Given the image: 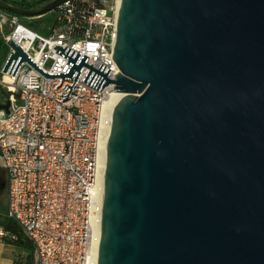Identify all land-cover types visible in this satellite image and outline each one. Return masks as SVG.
Instances as JSON below:
<instances>
[{
    "label": "water",
    "instance_id": "1",
    "mask_svg": "<svg viewBox=\"0 0 264 264\" xmlns=\"http://www.w3.org/2000/svg\"><path fill=\"white\" fill-rule=\"evenodd\" d=\"M113 60L97 264H264V0H120Z\"/></svg>",
    "mask_w": 264,
    "mask_h": 264
},
{
    "label": "built area",
    "instance_id": "2",
    "mask_svg": "<svg viewBox=\"0 0 264 264\" xmlns=\"http://www.w3.org/2000/svg\"><path fill=\"white\" fill-rule=\"evenodd\" d=\"M119 3L70 0L55 10L47 35L0 9V40L28 60L17 57L4 73L15 54L8 45L0 75V90L10 102L7 114L0 111L6 217L30 242L34 264L98 261L94 216L101 144L124 96L106 83L120 73L113 60ZM4 239L0 226V243Z\"/></svg>",
    "mask_w": 264,
    "mask_h": 264
},
{
    "label": "rangeland",
    "instance_id": "3",
    "mask_svg": "<svg viewBox=\"0 0 264 264\" xmlns=\"http://www.w3.org/2000/svg\"><path fill=\"white\" fill-rule=\"evenodd\" d=\"M55 20H56L55 11H52L39 18H33L31 22L34 24L35 27H33L32 29L41 35H47L49 30L52 28ZM10 49L11 48L8 45H6L4 42L0 40V75L4 62L10 53ZM0 102H5V94L1 90H0ZM7 180H8L7 173L0 166V182L2 181L1 192H0V225L3 222V219H5L4 217L6 216L7 191L5 184H7ZM28 254L29 253L26 251L15 248V253L13 255V264L16 259L22 261L26 260Z\"/></svg>",
    "mask_w": 264,
    "mask_h": 264
},
{
    "label": "trees",
    "instance_id": "4",
    "mask_svg": "<svg viewBox=\"0 0 264 264\" xmlns=\"http://www.w3.org/2000/svg\"><path fill=\"white\" fill-rule=\"evenodd\" d=\"M4 1L7 2L9 5L15 6L19 9L31 10L51 0H42L36 3L14 2L10 0H4ZM21 20L23 23H25L27 26L31 28L35 27L34 24L31 21L27 20L26 18H21ZM4 218L5 219H3V222L0 225L3 228L4 233H5V239L3 240V244L12 246L16 249H21L29 253L26 257V260L22 261V260L16 259L14 264H33V261H32L33 260V256H32L33 249H32L30 242H28L27 240L23 238L19 227L13 221L8 219L6 216ZM14 237H16V239H14Z\"/></svg>",
    "mask_w": 264,
    "mask_h": 264
},
{
    "label": "bare ground",
    "instance_id": "5",
    "mask_svg": "<svg viewBox=\"0 0 264 264\" xmlns=\"http://www.w3.org/2000/svg\"><path fill=\"white\" fill-rule=\"evenodd\" d=\"M113 106V99H111L110 101H108L106 103V107L108 108V111L112 108ZM110 112V111H109ZM110 120L111 117L109 116V119L106 122V131L105 134L103 136V140H102V151L103 154L100 155V173H101V177L99 179L98 185H97V193H98V198H97V204H96V208H97V217L95 218L94 216V223H95V238H96V244H98L99 242V236H100V227H99V216H100V212H101V202H102V189H103V174H104V167H105V158H106V144H107V138H108V129L110 127ZM96 221H97V225H96ZM96 262V259H95Z\"/></svg>",
    "mask_w": 264,
    "mask_h": 264
},
{
    "label": "crops",
    "instance_id": "6",
    "mask_svg": "<svg viewBox=\"0 0 264 264\" xmlns=\"http://www.w3.org/2000/svg\"><path fill=\"white\" fill-rule=\"evenodd\" d=\"M14 1L15 0H10ZM42 0H25L24 3H36ZM15 253V248L12 246L0 243V264H13V255Z\"/></svg>",
    "mask_w": 264,
    "mask_h": 264
},
{
    "label": "flooded vegetation",
    "instance_id": "7",
    "mask_svg": "<svg viewBox=\"0 0 264 264\" xmlns=\"http://www.w3.org/2000/svg\"><path fill=\"white\" fill-rule=\"evenodd\" d=\"M0 192H1V184H0Z\"/></svg>",
    "mask_w": 264,
    "mask_h": 264
}]
</instances>
